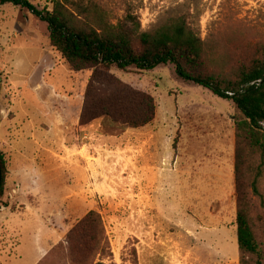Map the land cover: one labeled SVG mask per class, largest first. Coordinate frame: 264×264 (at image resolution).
<instances>
[{
  "label": "rangeland",
  "instance_id": "374dc122",
  "mask_svg": "<svg viewBox=\"0 0 264 264\" xmlns=\"http://www.w3.org/2000/svg\"><path fill=\"white\" fill-rule=\"evenodd\" d=\"M28 1L42 13L54 2ZM67 1L80 21L100 15L115 23L128 9L142 31L188 13L208 49L206 71L221 77L233 79L264 52V0ZM110 73L153 98L150 124L80 126L90 72H70L47 25L27 9L0 5V150L8 170L0 264H253L236 243L241 114L232 101L179 78L171 64ZM258 187L264 200V175ZM246 193L264 256V207Z\"/></svg>",
  "mask_w": 264,
  "mask_h": 264
},
{
  "label": "trees",
  "instance_id": "16d2710c",
  "mask_svg": "<svg viewBox=\"0 0 264 264\" xmlns=\"http://www.w3.org/2000/svg\"><path fill=\"white\" fill-rule=\"evenodd\" d=\"M27 9L47 25L49 44L60 54L72 73L90 72L83 93L78 118L80 126L100 121L104 126L140 129L155 116L153 98L118 80L111 73L115 66L125 71L133 66L150 71L159 65L171 64L176 75L208 89L218 98L229 99L240 112L235 120L234 188L236 199V243L243 261L250 257L253 264H264L258 250L250 219L246 192L257 197L264 207L258 183L264 175V52L248 68L236 70L233 79L206 71L208 49L191 22L188 13L172 16L150 31H142L128 9L123 19L106 22L96 15L93 22L80 21L66 6L67 0H54L50 12L35 10L28 0H0V5ZM119 6H130L129 0H116ZM231 94V95H229ZM254 156L258 163L254 165ZM7 164L0 150V205L6 180ZM247 176L248 183L244 182ZM250 180V181H249ZM89 214L82 221V233L91 223ZM80 246L84 236L80 235Z\"/></svg>",
  "mask_w": 264,
  "mask_h": 264
},
{
  "label": "built area",
  "instance_id": "2783aa9c",
  "mask_svg": "<svg viewBox=\"0 0 264 264\" xmlns=\"http://www.w3.org/2000/svg\"><path fill=\"white\" fill-rule=\"evenodd\" d=\"M229 95H231V94H229Z\"/></svg>",
  "mask_w": 264,
  "mask_h": 264
}]
</instances>
